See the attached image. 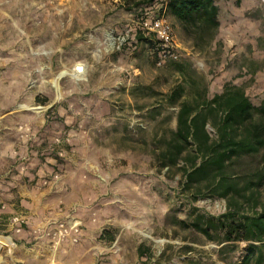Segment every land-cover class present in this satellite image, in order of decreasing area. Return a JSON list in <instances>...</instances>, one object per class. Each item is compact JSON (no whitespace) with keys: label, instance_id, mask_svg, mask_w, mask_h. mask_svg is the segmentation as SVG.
I'll list each match as a JSON object with an SVG mask.
<instances>
[{"label":"rangeland","instance_id":"1","mask_svg":"<svg viewBox=\"0 0 264 264\" xmlns=\"http://www.w3.org/2000/svg\"><path fill=\"white\" fill-rule=\"evenodd\" d=\"M215 1L221 25L209 42L166 12L175 59L149 29L152 11L143 20L119 0H0V210L29 211L42 193L74 208L85 238L58 264H244L250 242L226 241L221 217L233 203L239 217L262 211L264 187L246 188L261 156L228 165L238 192L227 197L213 168L195 170L220 140L223 113L207 102L228 87L263 101L264 0ZM183 105L205 115L208 144L177 137Z\"/></svg>","mask_w":264,"mask_h":264},{"label":"trees","instance_id":"2","mask_svg":"<svg viewBox=\"0 0 264 264\" xmlns=\"http://www.w3.org/2000/svg\"><path fill=\"white\" fill-rule=\"evenodd\" d=\"M119 7L137 13L143 20L150 11L154 13V19L169 12L191 36L206 39L207 42L215 38L221 25L220 8L215 0H119ZM143 30L140 28L136 31V42L144 40ZM162 45L160 48L164 50L166 47ZM206 105L211 112L223 113L220 140L212 146L210 158L195 171L201 173L207 172L209 167L213 168L216 188L221 190V196L227 197L231 191L238 192L237 186L226 172L228 165L243 156H261V168L255 172L254 179L249 181L246 188L253 190V186L257 189L264 187V98L260 105H255L242 88L228 87ZM178 126L177 137L185 143L192 139H203V143H209L210 136L205 131L206 117L194 107L182 106ZM184 148V144L179 146V153ZM240 211L241 205L233 203L221 217L225 239L228 242H250L249 255L243 263L264 264V207L253 216L239 217ZM204 232L208 233L209 229L206 227Z\"/></svg>","mask_w":264,"mask_h":264},{"label":"crops","instance_id":"3","mask_svg":"<svg viewBox=\"0 0 264 264\" xmlns=\"http://www.w3.org/2000/svg\"><path fill=\"white\" fill-rule=\"evenodd\" d=\"M20 196H30L26 193L25 189L18 190ZM33 198V204L29 205L30 209L27 211L26 209H14L9 211H2L4 212L5 216L8 217L16 216V215H23L25 218V223L23 224V228L21 232H18L16 228L13 226H10L7 231L9 234V237L12 238L11 243V249L10 247L6 246L5 253L11 260H7L6 264H24L26 263L27 256L31 255V257H34L37 260H40L41 264H58L59 261L57 258L62 254V250L64 248L70 247V246H78L80 245V242H82L85 238V231L82 229L81 231V237L79 242H73L72 240L68 239L66 241H63L58 244H53L50 240L47 238L39 237L37 231H41L44 227L45 221L47 218L52 216H63V217H69L73 215L76 219H78L82 224V219L79 215L76 214V211L74 208H71L70 210L67 209L66 211H63V209H60L57 203H53L54 205L50 206L49 204L52 203L53 200H51L50 194L47 195V193H42L40 196L38 195H31ZM26 202V201H24ZM43 205V208H46L47 210L40 211V205ZM46 212V213H45ZM2 227V226H1ZM3 231V232H7ZM7 242V241H6ZM38 243V246L40 249H37L36 246L31 248L32 243ZM4 248L1 250V255L3 257ZM16 254H20L22 258L25 259H19L18 256H15ZM13 255V256H12ZM4 261V257L2 262ZM15 261V262H14ZM0 262V264H2Z\"/></svg>","mask_w":264,"mask_h":264},{"label":"built area","instance_id":"4","mask_svg":"<svg viewBox=\"0 0 264 264\" xmlns=\"http://www.w3.org/2000/svg\"><path fill=\"white\" fill-rule=\"evenodd\" d=\"M149 29L154 32L157 37L162 41L165 47L168 49L166 52L169 55L173 56L175 59L178 56L175 54V48L177 47L173 27L168 20L166 13L155 18ZM128 39L126 36L119 37L115 44L118 45V48L121 49L123 45L127 43ZM84 68L81 67L78 69L79 73L83 72ZM7 221L5 224L8 228L13 226L17 229L18 232L22 231L23 224L25 223V218L23 215H16L7 217L4 212L0 210V226L1 222ZM7 228V229H8ZM82 224L76 219L73 215L69 217L63 216H52L46 219L44 227L41 231H37L39 237L47 238L53 244H58L68 239L73 242H79L81 237ZM7 232H3L2 236H6ZM1 236V235H0ZM9 237V235H8Z\"/></svg>","mask_w":264,"mask_h":264},{"label":"bare ground","instance_id":"5","mask_svg":"<svg viewBox=\"0 0 264 264\" xmlns=\"http://www.w3.org/2000/svg\"><path fill=\"white\" fill-rule=\"evenodd\" d=\"M75 67H76L75 71H76L77 74L85 73L86 68H85V65H84V64H78V65L75 66ZM81 67H83L84 70H83V72L79 73L78 69L81 68ZM75 71H74V72H75Z\"/></svg>","mask_w":264,"mask_h":264}]
</instances>
